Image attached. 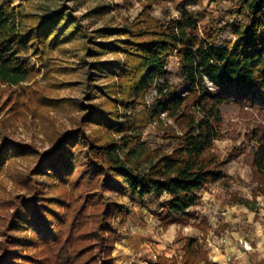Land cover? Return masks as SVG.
<instances>
[{
    "label": "trees",
    "instance_id": "16d2710c",
    "mask_svg": "<svg viewBox=\"0 0 264 264\" xmlns=\"http://www.w3.org/2000/svg\"><path fill=\"white\" fill-rule=\"evenodd\" d=\"M226 1L229 5L218 24L214 20L202 24L203 13L192 7L201 0H142L143 9L133 20L96 30L94 37H114L99 43V52L82 38L85 54L121 55L118 60L92 64V71L105 81L100 91L110 106L95 105L86 117L106 137L77 128L41 154L39 174L57 183L72 181L77 192L69 199L66 194L52 199L36 195L27 201L23 211L33 234L12 243L17 249L32 247L37 256L7 248L0 264H92V256L85 255L95 235L107 257L101 264H112L109 252L123 237L121 225L128 210L104 192L127 196L143 207L151 205L152 199L159 200L152 213L164 228L177 223L200 229L201 236L178 232L181 253L157 255L154 264H217L205 247L211 230L207 216L192 220L188 209L198 201L202 188L224 176L222 166L228 159L212 152L214 141L222 137L219 105L248 106L264 116V0ZM163 3H171L177 14L167 18L151 14L154 4ZM62 20L64 26L69 23L56 12L27 29L21 10L3 1L0 80L9 84L26 80L31 66L25 55L30 50L37 54L39 45L57 44L60 33L55 26ZM73 28L83 37L77 25ZM222 31L231 36L222 38ZM171 55L178 57L183 78L179 89L167 79ZM151 89L156 91L147 103L144 96ZM150 123H155L163 138L175 141L170 151L150 149L141 139L142 129ZM9 149L0 146V165ZM253 165L264 173L262 138L253 151ZM237 202L247 204L248 200L237 198ZM113 218H118L117 225L110 223ZM227 227V223L220 224L213 233L219 235ZM102 232L108 234L107 239Z\"/></svg>",
    "mask_w": 264,
    "mask_h": 264
},
{
    "label": "rangeland",
    "instance_id": "374dc122",
    "mask_svg": "<svg viewBox=\"0 0 264 264\" xmlns=\"http://www.w3.org/2000/svg\"><path fill=\"white\" fill-rule=\"evenodd\" d=\"M3 1L0 0V4ZM7 1L24 14V27L27 29L41 17L56 12H60L63 19L69 22L64 26L62 20L55 26L56 32L60 33L57 44L39 45L37 54L30 50L25 55V60L31 66L26 80L17 84L0 80V146H10L8 157L0 165V256L7 248L23 256H37L38 251L32 247L17 249L12 243L13 240L28 239L33 234L29 217L23 211L24 205L36 195L38 198L42 195L52 199L66 194L69 199L77 192L72 181L57 183L39 174L37 168L41 154L52 150L60 138L77 128L91 136L106 137V133L89 123L86 117L95 105L101 108L110 106L100 91L105 81L96 71H92V64L95 60H118L121 55L108 51L96 55L85 54L83 39L88 40L90 49L95 47L99 52L97 45L114 37H94L96 30L119 27L126 20H133L143 5L142 0ZM228 5L226 0H201L200 5L192 7L203 13L202 24L211 20L218 24L225 16ZM150 12L159 18L177 14L171 3L154 4ZM74 24L82 31L83 37L74 33ZM230 36L222 31V38L228 39ZM166 68L168 81L175 88H181L183 78L176 55L168 57ZM155 91L151 89L145 94V102L152 101ZM219 108L223 116L220 126L222 137L214 141L212 152L220 159H228L222 166L224 176L209 182L199 191L200 198L189 213L193 216L192 220H198L203 214L208 218L211 230L206 235L205 247L212 260L223 264L224 259H220V254L226 252L227 257L234 252L239 257L227 264H234L238 260H243L240 264L249 260L253 264H262L264 173L254 167L253 151L260 138L264 142V116L258 110L235 103H221ZM161 116H164L163 112ZM167 122L172 123V120ZM141 139L150 149L163 151H170L175 143L172 139L163 138L155 123L142 129ZM104 194L125 204L128 210L121 225L123 237L114 243V248L109 252L112 264H119V255L115 250L120 243L132 244L134 250L129 253L130 260L151 264L150 261H154L152 255L156 252L162 251L163 255L167 252L171 256L181 253V243L176 241L178 232L187 236L202 235L200 229L191 225L176 223L164 228L152 213L159 200L152 199L151 205L143 207L129 201L127 196L111 192ZM237 198H244L248 203H238ZM117 219H111L110 223L117 225ZM224 223L228 224L227 229L219 235L214 234L212 230ZM88 224L89 227L93 225L92 222ZM67 233L66 227L64 236ZM102 234L107 239L108 234ZM89 243L90 250L85 257L92 256V264H101L103 258H107L103 255L104 246L98 243L96 235ZM231 244V249H224ZM139 250H145V253L139 254ZM133 254L137 257L132 258ZM258 255L261 260L256 258Z\"/></svg>",
    "mask_w": 264,
    "mask_h": 264
},
{
    "label": "crops",
    "instance_id": "0c3cea01",
    "mask_svg": "<svg viewBox=\"0 0 264 264\" xmlns=\"http://www.w3.org/2000/svg\"><path fill=\"white\" fill-rule=\"evenodd\" d=\"M159 203V202H158ZM194 206V205H193ZM193 206H191V207H193ZM190 207V208H191ZM189 208V209H190ZM189 209H188V212H189ZM205 215V214H204ZM226 220V219H225ZM226 222H227V220H226ZM173 224H176V223H173ZM210 224V223H209ZM179 227V226H178ZM212 231H214V230H212ZM226 242H227V240H225ZM227 243H230L229 241L227 242ZM132 244H130V245H128V244H126V243H120L118 246V248H116V254L117 255H119V258H118V261H119V264H142L144 261H135V259H134V261H132V260H130V256H129V253L130 252H132V250H134V248L131 246ZM233 246H232V244L231 245H229V246H226L224 249H231ZM252 249V251H253V248H251ZM247 250H249V249H247ZM231 251H233V250H231ZM145 253V250H143V251H141V250H139V254H144ZM165 255L164 256H166V255H170V254H168L167 252L166 253H164ZM157 255H163V252L162 251H159V252H156V254H153L152 255V258H154V261L153 260H151L150 261V263L151 264H154V262H156V259H157ZM221 256H220V259H224L223 260V264H227V262L228 261H233V260H235L236 258H238L239 257V254H235L234 255V252H232L231 254H229V256H227L226 257V252H224V253H221L220 254ZM171 256V255H170ZM137 257V255L136 254H133L132 255V258H136ZM166 257H168V256H166ZM232 258V259H231ZM256 258H258V260H261V257H260V255H258ZM211 259V258H210ZM212 260V259H211ZM132 261V263H130ZM213 262H216L217 264H221L218 260H212ZM243 260H238V261H235L234 262V264H240L241 262H242ZM138 262V263H137ZM145 264H149L147 261H145L144 262ZM245 264H253L252 263V261H245ZM262 264H264V262H262Z\"/></svg>",
    "mask_w": 264,
    "mask_h": 264
}]
</instances>
